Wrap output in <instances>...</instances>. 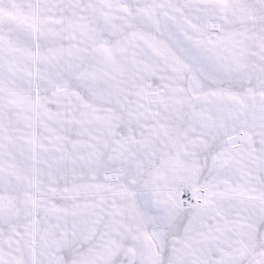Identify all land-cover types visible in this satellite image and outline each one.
I'll return each instance as SVG.
<instances>
[{
	"label": "rangeland",
	"instance_id": "374dc122",
	"mask_svg": "<svg viewBox=\"0 0 264 264\" xmlns=\"http://www.w3.org/2000/svg\"><path fill=\"white\" fill-rule=\"evenodd\" d=\"M0 264H264V0H0Z\"/></svg>",
	"mask_w": 264,
	"mask_h": 264
}]
</instances>
